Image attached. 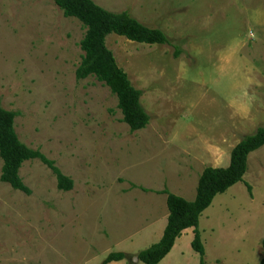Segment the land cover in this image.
<instances>
[{"label":"rangeland","instance_id":"rangeland-1","mask_svg":"<svg viewBox=\"0 0 264 264\" xmlns=\"http://www.w3.org/2000/svg\"><path fill=\"white\" fill-rule=\"evenodd\" d=\"M160 28L165 44L109 34L106 47L150 119L137 131L93 76L75 77L84 34L52 0H0V98L18 139L72 180L56 186L40 159L19 168L26 194L0 181V264H145L137 252L166 224L162 189L192 200L203 168L264 125V0H93ZM1 167V159H0ZM248 186L250 190H248ZM204 264L263 255L264 145L242 180L198 222ZM184 229L158 264H198Z\"/></svg>","mask_w":264,"mask_h":264},{"label":"trees","instance_id":"trees-1","mask_svg":"<svg viewBox=\"0 0 264 264\" xmlns=\"http://www.w3.org/2000/svg\"><path fill=\"white\" fill-rule=\"evenodd\" d=\"M52 2L64 16L76 18L84 28V34L79 41L82 56L75 69V77L83 79L93 76L102 82L115 95L122 121L127 124L129 130L133 132L144 128L150 117L140 102L141 90L132 86L127 74L117 65L112 52L106 47L105 40L113 33L138 43L165 44L169 42L166 34L160 28L140 22L127 10L110 11L93 0H52ZM15 116L14 111L2 106L0 98V181L9 184L15 190L29 194L30 190L19 176V168L26 160L40 159L55 174L57 188L70 190L72 180L65 176L52 160L18 139L13 126ZM263 145L264 125H261L231 148L227 166H208L202 169L192 200L162 189L161 193L165 194L168 211L166 224L159 240L139 250L137 259L145 264H158L171 250L182 231L192 228L193 238L190 245L199 255L198 264H204V249L198 231L199 216L211 204L215 195L242 180L249 153ZM248 190H250L249 186ZM261 246L263 255L257 264H264V236ZM123 258V252H110L104 258L103 264Z\"/></svg>","mask_w":264,"mask_h":264},{"label":"crops","instance_id":"crops-1","mask_svg":"<svg viewBox=\"0 0 264 264\" xmlns=\"http://www.w3.org/2000/svg\"><path fill=\"white\" fill-rule=\"evenodd\" d=\"M120 261V260H119Z\"/></svg>","mask_w":264,"mask_h":264}]
</instances>
